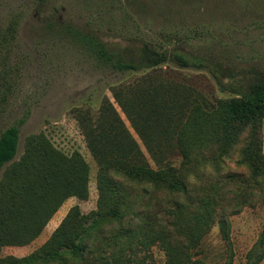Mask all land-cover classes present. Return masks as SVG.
Returning <instances> with one entry per match:
<instances>
[{
	"label": "trees",
	"instance_id": "16d2710c",
	"mask_svg": "<svg viewBox=\"0 0 264 264\" xmlns=\"http://www.w3.org/2000/svg\"><path fill=\"white\" fill-rule=\"evenodd\" d=\"M60 32L101 65L139 75L111 85L114 103L105 96L97 112L73 111L98 166L97 208L87 214L80 205L65 204L89 198L91 170L79 151L64 153L42 131L26 137L24 152L15 160L27 115L1 133L0 264H147L138 253L154 246L165 252L167 264H210L201 257L202 242L215 225L230 252L229 217L255 197L264 204V71L239 81L242 91L212 102L192 86L164 76L168 63L181 70L201 67L183 53L142 39L111 44L71 24ZM244 135L241 156L250 179L226 175L228 183L238 184L227 192L219 179L202 184V170H218L219 161ZM193 177L200 187L192 185ZM63 208L66 213L56 218ZM41 239L43 244L26 256L2 255L5 247ZM263 259L264 229L245 264ZM233 260L232 252L223 264Z\"/></svg>",
	"mask_w": 264,
	"mask_h": 264
},
{
	"label": "rangeland",
	"instance_id": "374dc122",
	"mask_svg": "<svg viewBox=\"0 0 264 264\" xmlns=\"http://www.w3.org/2000/svg\"><path fill=\"white\" fill-rule=\"evenodd\" d=\"M66 24L93 30L111 44L129 45L142 39L158 49L183 53L201 67L181 70L168 63L164 76L192 86L212 102L242 91L239 81L264 71V0H0V101L7 97L0 102V135L27 115L20 125L15 160L24 152L26 137L42 131L64 153L79 151L91 170L89 198H71L65 204L66 208L80 205L85 214L97 208L98 166L73 111L97 112L105 96L114 103L111 85L129 82L139 73L115 72L101 65L60 32ZM115 106L145 150L126 116ZM244 139L245 135L219 161L218 170L215 166L202 170V184L219 179L227 184V192L238 184L228 183L226 175H238V181L250 179L241 156ZM262 141L264 152V120ZM180 161L178 158L176 164ZM193 179L194 186L197 182ZM229 222L230 252L219 225L203 239L201 257L210 264H223L232 252L233 264H245L264 229V204L255 197L231 215ZM43 241L5 247L2 255L26 256ZM137 257L146 258L147 264H167L159 246L148 253L139 252Z\"/></svg>",
	"mask_w": 264,
	"mask_h": 264
},
{
	"label": "crops",
	"instance_id": "0c3cea01",
	"mask_svg": "<svg viewBox=\"0 0 264 264\" xmlns=\"http://www.w3.org/2000/svg\"><path fill=\"white\" fill-rule=\"evenodd\" d=\"M66 213V211L65 212H63V211H60V213L57 215V217L56 218H59V217H62L64 214ZM55 220V219H54ZM55 223H56V221L53 223V221H52V223L50 224V229H52L54 226H55Z\"/></svg>",
	"mask_w": 264,
	"mask_h": 264
}]
</instances>
